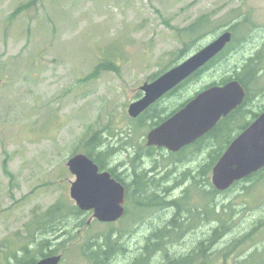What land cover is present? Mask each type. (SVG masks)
Segmentation results:
<instances>
[{
	"label": "rangeland",
	"instance_id": "374dc122",
	"mask_svg": "<svg viewBox=\"0 0 264 264\" xmlns=\"http://www.w3.org/2000/svg\"><path fill=\"white\" fill-rule=\"evenodd\" d=\"M226 31L232 49L162 99L155 111L164 116L236 77L259 52L264 67V0H0V264L8 250L34 255L43 239L60 264H90L85 253L109 244L102 238L110 234L117 245L108 264H134L145 252L162 264L166 254L185 257L204 244L212 264H264V178L219 192L211 164L221 143L150 153L149 127L128 114L146 82ZM251 89L249 109L258 112L264 72ZM98 141L95 153L110 151L103 162L129 187L125 215L105 224L86 213L62 238L55 229L44 236L38 221L52 206H76L68 161ZM217 230L223 235L211 243Z\"/></svg>",
	"mask_w": 264,
	"mask_h": 264
},
{
	"label": "water",
	"instance_id": "95a60500",
	"mask_svg": "<svg viewBox=\"0 0 264 264\" xmlns=\"http://www.w3.org/2000/svg\"><path fill=\"white\" fill-rule=\"evenodd\" d=\"M233 41L226 31L214 42L170 69L153 82H146L140 90L143 97L128 111L137 119L150 107L174 91L182 83L208 65ZM247 91L238 80L212 86L198 93L182 109L151 130L147 146L178 153L213 131L218 123L240 108ZM76 178L70 196L82 212H93L94 219L111 224L125 214V187L86 154H77L67 164ZM264 169V112L227 148L213 168L212 182L216 190L226 192L236 183ZM61 255L41 259L36 264H60Z\"/></svg>",
	"mask_w": 264,
	"mask_h": 264
},
{
	"label": "trees",
	"instance_id": "16d2710c",
	"mask_svg": "<svg viewBox=\"0 0 264 264\" xmlns=\"http://www.w3.org/2000/svg\"><path fill=\"white\" fill-rule=\"evenodd\" d=\"M203 27H204V22H203V20H200L199 22L194 24V26H192L189 31L191 34H194L196 32H199L200 29ZM236 27H237V25L234 26L233 29L235 30ZM233 42H234V38H233L232 43L230 45H228L227 48L220 55H218L208 65H206L204 68H202L196 74H194L187 81L182 83L174 91L167 94L165 97L174 94L175 92L180 90L182 87L186 86L191 80H194L198 76H200L201 73H203L205 70L209 69L216 62L223 59L227 55V53L232 49ZM260 53L261 52H259L255 58L249 59V61L243 66L242 72L240 74H237L236 77L225 79L220 84L212 85V86L224 85L227 82L235 79V80H238L247 91V96L245 98V101L240 108L235 110L227 118L222 119L213 131H211L205 137L200 139L196 144H193L192 146H190V147L194 146L195 148H199L202 144H204V143L207 144L209 141H217L218 143H221L223 146L221 147L220 152H218L215 157L212 156V164L211 165H213V166L216 165V163L219 161L221 156L224 154L225 150H227L229 145L264 112V107L261 108L258 112H253L252 110L249 109L251 102L253 100V93H252L251 88H252V86L258 84V82L261 78V75H263V72H264V67H262V64H261ZM212 86H210V87H212ZM210 87H208V88H210ZM260 91L263 92L264 89H262ZM190 100L191 99H189L187 102L182 104L180 107L176 108L170 114L165 115V116L162 112L157 113L155 111L157 105L161 101L160 100L158 103H156L154 106H152L150 109H148L145 113H143L138 118L137 121L140 122L138 125V128H143L144 126L147 125L149 127L150 131L153 130L154 128L161 125L168 118L173 116L175 113H177L180 109H182ZM152 112H155V114H153ZM247 114H249V117L251 116V119L246 120L245 123L241 127H239L238 129H235V125L237 124V122L242 121L244 119L245 115H247ZM99 144H100V141H98L97 143H94V144H90L88 150L85 151L84 154H86L89 158H91L99 166L101 171H109L113 178H115L117 181L122 182L121 179L119 178V176L115 173V169H108L106 167L105 163L103 162L105 160H103L102 158L103 157L107 158L110 151H103V152L95 153V149L98 148ZM190 147H187L185 149H188ZM155 149L156 148H150L148 150L151 153ZM172 156H176V155L172 154ZM263 178H264V169L262 171L256 173V174L250 176L249 178H247L241 182L236 183L235 185H238L239 183H242V182H250V181L256 182V181H259ZM146 185L147 184H144V187L140 189L139 193H141V191H145ZM215 192L218 193V191H215ZM85 214H86V212L80 211L77 206L68 205V204H64L63 202H59L58 204L52 206L46 212V214L42 218L39 219V221H38V225H40L39 226V232H42L43 235L45 236V233L49 229H55V231L61 232V234H60L61 236L58 237V239H60L63 236H65V234L69 233L68 228L71 227V224H70L71 220L74 218L78 219ZM262 223L263 222L261 221V225H262ZM222 229H225V227H222ZM222 235H223L222 231H219V230L215 231L214 236L212 237L211 243H215L214 241L216 240V238L222 237ZM158 238H160V237L157 236V239ZM102 239L104 240V242L106 241L109 244H107V245L96 244V245H94V248L91 252L85 253L88 257V261L90 264H108L111 257H112L111 251H112V247L115 248L117 245L116 244L117 237L110 234L109 236L103 237ZM49 244H50L49 240L43 239L40 243L37 244V246H36L37 250L34 253V255H32L33 251H31L30 249H25L23 257H18L17 255H14V254L10 255L9 254L10 250H8L7 255L5 257L6 258V264H36L41 259L57 255L56 250L50 249V251L45 252L46 250H49V247H50ZM154 246H155V251H157V252L162 251L161 245L157 244ZM207 249H209V247H206V245L204 244L203 246L201 245L199 250L197 249L196 252H193L192 254H189L185 257H179V258L176 256H170V255L166 254L163 258L164 261L162 264H194L195 258L197 256L202 257L204 259V262H203L204 264H212L211 260H209L210 256L207 253ZM146 250H148V247L146 248ZM149 257H151V255H149V252H145L140 256L139 259H137L135 261L134 264H152L149 261Z\"/></svg>",
	"mask_w": 264,
	"mask_h": 264
},
{
	"label": "flooded vegetation",
	"instance_id": "af4514ba",
	"mask_svg": "<svg viewBox=\"0 0 264 264\" xmlns=\"http://www.w3.org/2000/svg\"><path fill=\"white\" fill-rule=\"evenodd\" d=\"M162 100V99H161ZM158 103V102H157ZM155 105V104H154ZM153 105V106H154ZM151 108V107H150ZM149 108V109H150ZM139 118V117H138ZM137 118V119H138ZM199 141V140H198ZM197 141V142H198ZM197 142H195L194 144H196ZM193 145V144H192ZM192 145H190V146H192ZM190 146H188V147H190ZM149 148H157V147H149ZM185 148H187V147H185ZM185 148H183L181 151H179L178 153H172V154H179V153H181ZM109 172V171H108ZM122 181V180H121ZM118 182H120V181H118ZM124 187H125V193H126V199L128 198V196H129V187H127L126 185H125V183L123 184V182H120ZM125 203H126V201H125ZM125 213H126V208H125ZM125 215V214H124Z\"/></svg>",
	"mask_w": 264,
	"mask_h": 264
},
{
	"label": "bare ground",
	"instance_id": "6f19581e",
	"mask_svg": "<svg viewBox=\"0 0 264 264\" xmlns=\"http://www.w3.org/2000/svg\"><path fill=\"white\" fill-rule=\"evenodd\" d=\"M111 157V156H110Z\"/></svg>",
	"mask_w": 264,
	"mask_h": 264
}]
</instances>
